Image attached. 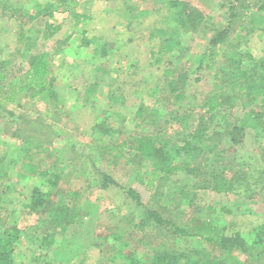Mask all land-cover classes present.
I'll return each instance as SVG.
<instances>
[{"label": "rangeland", "instance_id": "rangeland-1", "mask_svg": "<svg viewBox=\"0 0 264 264\" xmlns=\"http://www.w3.org/2000/svg\"><path fill=\"white\" fill-rule=\"evenodd\" d=\"M179 1L198 7L205 18L197 30L179 28L180 44L162 54V39L178 27L177 20L169 18L171 0H70L69 9L56 11L50 18L61 28L48 39L42 34L43 20L33 16L37 2L45 0H0V67L13 77L28 67L32 54L47 52L58 92V100L49 103L26 98L20 103L9 102L0 92V153L7 155L8 172L0 176V235L19 229L18 264H123L112 259L120 245L101 237L122 230L129 248L138 245L140 253H147L149 247L140 243L143 233L136 226L145 209L153 206L152 191L147 178L139 177L138 166L128 160L129 155L116 160V153L109 152L107 144L138 134L175 140L177 120L164 119L180 103L185 107L189 99L179 103L174 98H161L169 82L164 71L173 68L175 77L179 72L186 75L190 98L205 92L221 59L214 60L213 65L207 59L197 72L191 71L193 60L200 53L208 54L212 36L228 25L232 26L229 38L243 25L246 38L240 44L255 57H264L262 11L258 9L262 0ZM231 11L237 15L231 16ZM86 39L93 40L87 43ZM102 44L107 46L106 54L101 53ZM142 104L161 111V127L136 118ZM242 114V105L237 104L223 121L234 124ZM98 123L112 131L102 135V128H94ZM37 125L38 133L51 140L54 152L42 167L53 164L63 173L59 186L53 189V199L60 201L68 190H84L79 200L83 213L68 226L41 223L40 214L26 207L35 186L45 191L51 187L42 176H19L23 140L13 131ZM224 130L214 150L199 160L208 173L221 166L242 170L241 193L195 188V179L182 172L175 178L196 194L195 206L201 218L225 226L228 234L239 231L251 243L264 223V131L248 129L241 144L233 147ZM34 153L38 161L41 155L37 149ZM104 173L113 182L101 188ZM249 185L250 191L245 190ZM128 189L141 195V205L129 197ZM185 208L190 211L193 207ZM44 236L54 240L53 245L41 241ZM153 237L155 243L163 239L158 234ZM193 244L202 243L194 240Z\"/></svg>", "mask_w": 264, "mask_h": 264}, {"label": "trees", "instance_id": "trees-1", "mask_svg": "<svg viewBox=\"0 0 264 264\" xmlns=\"http://www.w3.org/2000/svg\"><path fill=\"white\" fill-rule=\"evenodd\" d=\"M37 4L33 16L43 20L42 34L48 39L61 28L50 18L56 11L69 9L70 0H45ZM168 5L171 11L169 18H175L178 27L162 39L159 48L162 54L178 47L180 29L197 30L205 18L202 10L188 2L171 0ZM235 7L232 6L233 9ZM258 9L262 11L259 17L264 29V0L260 2ZM16 10L21 12V9ZM231 12V16L237 15V12ZM33 16L31 17L34 18ZM243 28L244 26L240 25L233 38L228 36L231 25L219 30L210 40L211 51L195 56L192 72L202 69L207 59L209 65H213L214 60L221 59L212 84L205 92L190 98L191 95L186 91V75L179 72L175 77L176 70L173 68H166L164 71L169 82L164 85L161 98H174L179 103L189 99L185 107L180 103L178 109L172 110L167 115L168 118L164 119L165 122L177 120L179 127L175 140L164 141L157 139L155 135L138 134L128 140L107 144L109 152L116 153L114 159L118 160L128 154V160L138 166L139 177L147 178L153 204L145 209L136 226L143 233L140 243L149 247L147 253H140L138 245L129 248L123 230L114 231L101 236L104 240L110 238L120 245L112 259H120L123 264H264V223L259 226L251 243L239 231L228 234L225 226L198 215L199 208L195 206L196 194L192 195L187 186L175 178L177 173L182 172L195 179V188L209 189L217 193H241L240 178L245 174L242 170L221 166L208 173L203 170L199 158L207 151L214 150L221 130L225 129L233 147L241 144L248 129L264 131V57H255L248 48L240 44L241 40L246 38V34L242 32ZM260 29L263 30L262 27ZM92 40L86 39V42ZM219 44L223 46L216 48ZM101 48V53L106 54V44H102ZM28 63L23 72L13 77H8L3 67H0V92L5 100L17 103L24 98L38 99L46 103L58 100L48 53L36 52L30 56ZM237 104L242 105V116L234 124L223 121L231 116ZM160 113V110L150 109L142 104L135 116L159 128L163 121ZM101 125L98 123L94 128L101 129ZM140 125L141 123L138 124ZM33 128H17L13 131L15 136L23 140L21 148L24 156L18 174L22 178L42 176L51 188L45 191L35 186L26 207L40 214L41 223L63 227L71 225L83 213L79 200L84 195V190H68L60 201L53 199V189L59 186L63 173L53 164L42 167V162L54 155L52 142L41 132L38 133V125ZM111 131L110 128L101 129L102 135ZM35 149L38 150L39 156L41 155V160H35ZM6 159V153H0V176L8 174ZM142 167H146L145 170L142 171ZM103 175L100 187L106 188L113 179L106 173ZM249 189L250 185L246 186L245 190L250 191ZM127 193L135 203L142 204L141 195L136 190L128 189ZM249 195L252 197V193ZM187 205L193 207L192 210L187 211ZM5 219L6 223L8 217ZM156 234L161 235L163 239L155 243L151 239ZM19 236L18 228L9 229L0 235V264H18L16 250ZM42 240L51 245L54 242L46 240L45 236ZM194 240L200 241L201 246H195ZM45 264L51 263L46 261Z\"/></svg>", "mask_w": 264, "mask_h": 264}]
</instances>
